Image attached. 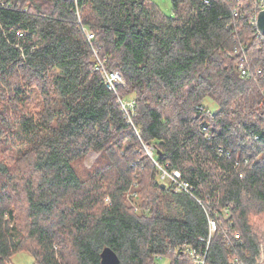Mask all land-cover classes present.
<instances>
[{
  "label": "trees",
  "instance_id": "1",
  "mask_svg": "<svg viewBox=\"0 0 264 264\" xmlns=\"http://www.w3.org/2000/svg\"><path fill=\"white\" fill-rule=\"evenodd\" d=\"M254 3L171 0L165 16L150 0H0V145L17 149L0 158V264L20 252L32 264H100L105 247L119 264H193L183 246L204 264L257 263L264 36L250 26ZM92 47L121 71L117 94ZM243 56L252 77L236 71ZM129 96L131 122L119 102ZM155 163L190 192L159 180Z\"/></svg>",
  "mask_w": 264,
  "mask_h": 264
},
{
  "label": "built area",
  "instance_id": "2",
  "mask_svg": "<svg viewBox=\"0 0 264 264\" xmlns=\"http://www.w3.org/2000/svg\"><path fill=\"white\" fill-rule=\"evenodd\" d=\"M74 2H76L77 0H72ZM264 11V0H255L254 3V14L252 16V19L250 21V26L255 27V29L257 30L259 35L264 36V34H262L257 27V19L258 16L261 12ZM85 31V30H84ZM85 36L86 39L90 42L94 39V36L92 33L85 31ZM92 49V53H93V58L95 61V70H97L100 75L102 80L105 82L106 87L113 91L115 94H117V88L120 86H124V79H123V75L121 73L120 70H107L105 68V60L101 59L98 55V52L96 51L95 48H91ZM236 71L237 73L240 75V77L242 78H249L252 77L253 74L251 72V70L248 68L245 57L243 56L240 60V62L237 64L236 66ZM260 73V69L256 70L255 74H259ZM121 108L123 110V112L125 113L126 118L128 119V122H131L130 119V114L127 111V108H130V111L132 110V103H124L121 99H119ZM128 106V107H127ZM196 109L200 110V107H197ZM159 167V166H158ZM159 169L162 171L161 174V178L164 179L166 177H170L171 178V182L174 184L176 190L182 189L185 192L189 193L191 190V187H189L187 185V183L181 181L180 178V174L172 171V172H167L166 170L162 169L161 167H159ZM242 175H240L241 177ZM199 203H201L198 200ZM209 214V213H208ZM207 214V215H208ZM224 214L227 215V210H224ZM214 216H210V214L208 215V231H209V237L211 235H213L217 230H218V221L215 218V214L213 213ZM227 232L225 231V234ZM236 240L238 239L237 236H235ZM183 249L186 250V252L188 253V256L190 257V259L192 260L193 264H204V260H203V256L201 254V252L192 249V248H187L186 246L182 247ZM257 264L258 261H256ZM234 263L239 264V261L236 260L234 261Z\"/></svg>",
  "mask_w": 264,
  "mask_h": 264
},
{
  "label": "rangeland",
  "instance_id": "3",
  "mask_svg": "<svg viewBox=\"0 0 264 264\" xmlns=\"http://www.w3.org/2000/svg\"><path fill=\"white\" fill-rule=\"evenodd\" d=\"M150 1L158 7L159 11L163 15H165V16H171L172 15L171 0H150ZM133 100L134 99L131 96L122 99V101L126 104L132 103L131 109L133 108ZM204 105L207 108H209V110L211 112H215L218 108L217 105L214 102H212L211 100H206ZM127 111L130 114V108H127ZM245 146H246V143H245ZM143 147H144L147 155L151 158L152 152L150 151L151 150L150 147L149 146L148 147L143 146ZM16 152H17V149L12 148L11 146H7L5 144L0 145V158L5 160L8 163H11L14 160V158L16 157ZM96 157H97V155L95 153L88 154L87 157L85 158V166H87V167L90 166V164L93 162V160ZM155 165L158 167L157 163H155ZM158 169H159V167H158ZM175 172H177V171H175ZM161 174H162V171L160 170L159 180L171 181L170 177H166V178L162 179ZM258 227H259L258 228L259 229V237H260L262 249H261L260 256L256 259V261H258L259 264H264V228L261 225H259ZM11 262H12V264H32V259L28 253L20 252V253H18L12 257Z\"/></svg>",
  "mask_w": 264,
  "mask_h": 264
},
{
  "label": "water",
  "instance_id": "4",
  "mask_svg": "<svg viewBox=\"0 0 264 264\" xmlns=\"http://www.w3.org/2000/svg\"><path fill=\"white\" fill-rule=\"evenodd\" d=\"M257 27L258 30L264 34V11L258 16ZM163 186L162 184V187ZM100 264H119V259L110 248L105 247L100 253Z\"/></svg>",
  "mask_w": 264,
  "mask_h": 264
}]
</instances>
